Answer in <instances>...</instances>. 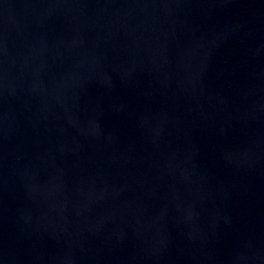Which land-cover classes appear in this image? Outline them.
Returning a JSON list of instances; mask_svg holds the SVG:
<instances>
[{"label":"water","instance_id":"1","mask_svg":"<svg viewBox=\"0 0 264 264\" xmlns=\"http://www.w3.org/2000/svg\"><path fill=\"white\" fill-rule=\"evenodd\" d=\"M0 264H264V0H0Z\"/></svg>","mask_w":264,"mask_h":264}]
</instances>
